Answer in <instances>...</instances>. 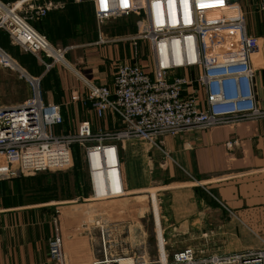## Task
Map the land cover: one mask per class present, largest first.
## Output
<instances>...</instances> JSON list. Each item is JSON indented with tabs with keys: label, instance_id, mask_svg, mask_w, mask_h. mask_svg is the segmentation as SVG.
<instances>
[{
	"label": "crops",
	"instance_id": "obj_1",
	"mask_svg": "<svg viewBox=\"0 0 264 264\" xmlns=\"http://www.w3.org/2000/svg\"><path fill=\"white\" fill-rule=\"evenodd\" d=\"M15 1L0 0L6 4ZM261 1L229 0L244 15L248 34L259 41V52L252 55L251 62L256 70L254 88L258 104L264 110ZM54 2L59 7L31 25L52 46L72 48L66 55L68 67L56 65L48 71L37 56L14 45L4 31H0V49L31 76L41 78L43 100L61 107L67 131H76L84 121L91 122L95 130L119 129L116 116L98 120L91 105L75 101L73 96L77 94L87 100L88 84L113 88L117 62L133 59L132 45L125 39L137 34V16L112 20L100 27L92 0ZM120 21L125 26L124 34H118ZM101 36L111 43H100ZM17 83L16 86L22 87ZM29 96L24 85L21 95L24 101L17 105L25 103ZM228 142H234L231 150L227 148ZM119 147L124 194L100 201L89 196L86 200L116 206L114 212H103L100 221L101 229L106 231L110 256L131 259L143 256L151 260L148 245L138 249L134 243L137 236L133 234L126 239L128 230L122 222L126 210L154 211L152 192L157 196L156 219L162 229L159 234L155 221L159 240L154 246L156 258H171L175 252L188 248L199 256L264 250V119L161 137L156 145L138 139ZM37 191L24 188L22 179L0 181V264H57L50 260L49 242L56 233L57 215L62 214L60 204L74 201L39 199ZM137 203L139 206L131 207ZM93 229H85L84 235L74 230L77 234L65 236L62 224L68 264H93L104 258L102 230L98 241Z\"/></svg>",
	"mask_w": 264,
	"mask_h": 264
},
{
	"label": "built area",
	"instance_id": "obj_2",
	"mask_svg": "<svg viewBox=\"0 0 264 264\" xmlns=\"http://www.w3.org/2000/svg\"><path fill=\"white\" fill-rule=\"evenodd\" d=\"M92 2L100 27L120 18H138L137 34L125 39L132 45L133 59L118 65L113 88L88 84L87 100L73 96L91 105L98 120L116 116L120 128L95 130L91 122L84 121L76 131L57 135L55 128L65 123L61 107L46 104L41 78L31 76L0 49L1 62L16 67L33 91L23 104H0V180L65 171L74 163L77 145L85 154L90 199L115 198L124 194L119 147L124 142L140 139L156 145L161 137L264 119L251 62L259 52V41L248 34L244 15L229 0ZM58 7L54 0L0 2V31L24 52L37 56L48 71L56 65L68 67L66 55L72 48L52 46L31 22L44 20ZM259 8L264 12V0ZM140 42L148 44L147 58L139 54ZM100 43L111 41L101 36ZM233 145L228 142L227 148ZM55 225L50 260L68 264L57 221ZM101 230L104 258L93 264H122L123 259H131L110 256L106 232ZM133 260V264H264V250L199 256L188 248L171 258L149 261L140 256Z\"/></svg>",
	"mask_w": 264,
	"mask_h": 264
},
{
	"label": "rangeland",
	"instance_id": "obj_3",
	"mask_svg": "<svg viewBox=\"0 0 264 264\" xmlns=\"http://www.w3.org/2000/svg\"><path fill=\"white\" fill-rule=\"evenodd\" d=\"M119 26H121V31L118 34H124L125 30H123V27H125L120 21L118 23ZM35 25V23H33ZM144 42L139 43V54L142 57V54L144 57L147 58V50L145 49V46L143 45ZM122 46V45H121ZM129 46V45H128ZM129 51V48L127 52ZM1 56H0V103L4 106H11V105H17L21 102H23V98H21V95L24 90V85H27L30 97L33 95V91L31 88V85L28 83L27 79H25L20 71L13 65L11 67H6L1 62ZM120 62H117L116 67ZM122 63V62H121ZM12 84H10L11 82ZM20 82L22 87L20 85L16 86ZM13 86V88H12ZM21 94V95H20ZM29 95V94H28ZM43 98V97H42ZM68 125L63 126H57L54 130V132L58 135L61 134L62 131L64 133H67ZM74 163L73 165L66 169L65 171H45L37 173L35 176H24L20 178L15 179H9V180H0V181H11V180H24V188H27V190L37 191L38 198L39 199H60V200H66V199H72L74 201L73 203H62L59 207H63V210H61L62 214L57 215V222L58 227L60 229V232L63 236L62 231V224L65 228V236H67L70 233L77 234L75 232L76 230L78 233H83L87 230L94 228L93 232H95L96 240L99 241L100 237V230H101V216L102 213L105 211H115L116 206L115 205H106L103 204V202H86V200L90 196V190L88 185V168L87 164L85 162V154L81 147L75 146L74 149ZM76 174L78 176V180H76ZM24 178V179H23ZM81 186H79V184ZM75 184H78L77 187H74ZM89 194V195H88ZM140 200V199H137ZM140 202H142L140 200ZM91 203L96 204L95 206L91 207ZM126 208L128 205H124ZM137 207L139 204L131 205V207ZM147 207V206H145ZM60 219H59V217ZM123 222L126 224V228L128 232L125 233L126 239L128 238V234H133L137 236L136 240L137 242H134L136 247L138 249L141 248L142 245H148L150 247L151 260L149 261H157L159 259L156 258V250H155V244L158 242V236L155 231V219L152 209L145 210L144 211H137V209H129L126 210L123 214ZM98 226V227H95ZM96 229V230H95ZM75 230V231H74ZM129 230L131 233H129ZM106 232V231H105ZM80 237H84L81 235H78ZM64 237V236H63ZM107 237V235H106ZM101 240V239H100ZM158 240V241H157ZM65 244V243H64ZM129 255H132L131 249H128ZM128 255V256H129Z\"/></svg>",
	"mask_w": 264,
	"mask_h": 264
},
{
	"label": "bare ground",
	"instance_id": "obj_4",
	"mask_svg": "<svg viewBox=\"0 0 264 264\" xmlns=\"http://www.w3.org/2000/svg\"><path fill=\"white\" fill-rule=\"evenodd\" d=\"M152 198H153V212H154V215H155V221H156V228H157V231L159 232V234L161 233L160 230L161 229V222L158 221V219H156V214H157V208L159 209V205H158V200H157V196H156V193L155 192H152ZM159 214H160V211H159ZM160 239L161 238V235H160ZM124 261H122V264H133L134 260L133 259H123Z\"/></svg>",
	"mask_w": 264,
	"mask_h": 264
},
{
	"label": "trees",
	"instance_id": "obj_5",
	"mask_svg": "<svg viewBox=\"0 0 264 264\" xmlns=\"http://www.w3.org/2000/svg\"><path fill=\"white\" fill-rule=\"evenodd\" d=\"M79 178H78V176H77V174H76V180H78ZM79 184V186H81V184L80 183H78ZM78 184H75L74 185V187H77L78 186ZM77 185V186H76ZM79 186H78V188H79ZM79 190H80V188H79Z\"/></svg>",
	"mask_w": 264,
	"mask_h": 264
}]
</instances>
